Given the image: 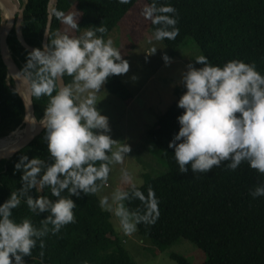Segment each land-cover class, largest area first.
Wrapping results in <instances>:
<instances>
[{"label":"clouds","instance_id":"1","mask_svg":"<svg viewBox=\"0 0 264 264\" xmlns=\"http://www.w3.org/2000/svg\"><path fill=\"white\" fill-rule=\"evenodd\" d=\"M117 2L127 4L128 0ZM175 13L171 4L158 0L145 4L142 15L155 26L154 41L175 39L179 33ZM64 21L73 29L78 27L71 16L64 17ZM105 32V27L99 25L79 35L57 34L42 48L27 53L22 71L31 97H48L38 123L44 129L51 162L21 155L15 163L14 170L21 173V186L0 203V264H26L23 258L32 256L38 241L43 249L42 237L49 232L56 234L75 221L76 204L71 197L97 193L107 184L112 165L122 164L131 150L126 141L111 137L109 119L97 108L98 94L107 80L129 71L128 60L111 38H105ZM156 51L152 47L145 53L146 58ZM162 59L166 65L171 62L166 53ZM194 60L202 67L189 63L181 74L180 83L186 91L177 107L183 112L177 117L179 130L168 144L174 148L179 172L207 173L224 162L227 169L236 170L246 162L264 175V73L254 62L239 59L222 65L209 63L204 55ZM65 77H71L70 82H62ZM120 175L128 190L114 191L111 199L116 206L114 210L109 206V210L114 211L121 229L129 235L140 223H155L158 199L151 187L145 195L127 169L121 168ZM45 188L55 199L40 194ZM32 189L37 193L35 198L30 194ZM65 192L67 195H62ZM250 195L264 196V183ZM131 198L144 205L142 214L125 207L123 202ZM22 200L30 212L47 213L39 228L27 217L13 218V209ZM99 203L105 207L107 197Z\"/></svg>","mask_w":264,"mask_h":264},{"label":"trees","instance_id":"2","mask_svg":"<svg viewBox=\"0 0 264 264\" xmlns=\"http://www.w3.org/2000/svg\"><path fill=\"white\" fill-rule=\"evenodd\" d=\"M137 1L120 4L117 0H77L76 7L80 12L77 34L100 25L105 27L103 35L106 36ZM146 1L150 3V0ZM48 3L49 0H27L22 31L26 42L35 48H42ZM158 3L171 4L176 9L179 33L173 40H163L169 48L175 49L190 36L212 64L222 65L239 59L254 62L257 70L264 73V0H158ZM70 6L69 0H58L48 43L62 32L63 17ZM1 21L0 9V25ZM150 27L154 31L155 26L150 23ZM9 48L13 60L22 70L30 51L22 46L16 35L10 38ZM64 79L68 83L71 77ZM11 84L0 61V135L12 131L24 115L23 100ZM104 85L123 100L132 98L119 75L111 76ZM185 91V88L176 91L174 101L147 130L167 162L168 171L150 175L142 185H137L145 195L151 187L159 209L155 223H140L137 231L151 240L159 253L182 240L195 244L206 254L200 264H264V196L253 198L250 195L256 186L264 183V175L249 168L246 162L236 170L227 169V162L207 173H192L191 170L180 173L178 170L174 148H169L168 144L179 130L177 117L183 109L177 107V101ZM47 102L48 97L41 98L36 108L38 120L43 116ZM21 155L37 156L51 162L44 130L13 158L0 161V203L21 186V173L14 170ZM30 194L34 198L37 195L35 189ZM40 194L55 199L47 188ZM71 198L76 204L73 209L75 221L63 226L56 234L49 232L42 237L43 249L38 241L32 256L23 258L26 264H137L115 233L110 214L100 206L97 193H81L79 197ZM124 203L130 211L139 214L144 211V205L138 199L131 198ZM46 216V212L39 215L30 212L23 200L13 209V218L27 217L37 228ZM171 257L178 264H191L177 253H172Z\"/></svg>","mask_w":264,"mask_h":264},{"label":"rangeland","instance_id":"3","mask_svg":"<svg viewBox=\"0 0 264 264\" xmlns=\"http://www.w3.org/2000/svg\"><path fill=\"white\" fill-rule=\"evenodd\" d=\"M69 2L71 6L64 17L71 16L77 22L80 18L77 0ZM145 4L146 0H138L105 36L113 40L114 46L120 49L123 58L129 62L128 73L119 77L132 93V98L123 100L110 93L104 85L98 94L100 101L97 108L109 119L111 137L126 141L131 150L122 164L112 165L107 184L97 191V195L100 200L107 197L108 203L103 208L109 212L115 233L123 240L125 248L137 264H178L171 257L172 253L186 257L191 264H200L206 259V254L195 244L182 240L159 253L151 240L138 233L137 227L133 233L126 235L114 211L109 210V206L113 210L116 206L111 199L114 191L128 187L121 181V168L129 171L137 185H142L150 175L168 171L167 162L147 130L174 101L176 91L184 88L180 80L186 66L192 63L194 67H202L194 59L204 54L192 37L187 36L175 49L166 46L163 40L152 39L151 22L142 15ZM64 33L78 35L76 29L71 28L63 19L60 34ZM152 47H156L157 51L146 58L145 53ZM164 53L171 58L167 65L162 59Z\"/></svg>","mask_w":264,"mask_h":264},{"label":"water","instance_id":"4","mask_svg":"<svg viewBox=\"0 0 264 264\" xmlns=\"http://www.w3.org/2000/svg\"><path fill=\"white\" fill-rule=\"evenodd\" d=\"M57 2L58 0H49L48 20L45 34L42 40V47L45 44H48V38L53 21V11L54 7L57 5ZM1 3L11 4L14 9V15L11 20L9 19L5 23L3 19L1 21L0 61L7 73V80L9 81V83L12 82L11 88L21 96L24 103V115L20 124L17 125L12 131H10L11 133L9 132L5 136L0 137V139L2 140V142L0 143V161H4L13 158L24 147L30 144V142H32L33 139L44 129L39 123H37L34 127H31L33 120L39 121L36 117V108L38 107V105H40L41 98L43 97L32 98L21 93L19 88L20 83L28 85V80L25 72H23L13 60L9 48V40L13 35L17 36L19 42L28 51H31L33 48H35L26 42L22 31L25 10L27 7V0H0V5ZM11 61L13 62L15 67L12 66ZM62 82L66 83L64 78H62ZM12 133L13 135L10 137Z\"/></svg>","mask_w":264,"mask_h":264},{"label":"bare ground","instance_id":"5","mask_svg":"<svg viewBox=\"0 0 264 264\" xmlns=\"http://www.w3.org/2000/svg\"><path fill=\"white\" fill-rule=\"evenodd\" d=\"M0 8H1V12H2V19L4 21V23L7 21V20H11L13 18V15H14V9H13V6L9 3H1L0 5ZM7 13V14H6ZM8 15V17H7ZM11 64L13 67H15V65L13 64V62L11 61ZM20 91L21 93H23L25 96H30L31 97V94H30V90L28 88V85H24L22 83H20ZM38 123V121L36 120H33L32 121V125L31 127H34L36 124ZM11 133V132H10ZM13 135V133L10 135V137ZM2 142V140L0 139V143Z\"/></svg>","mask_w":264,"mask_h":264},{"label":"crops","instance_id":"6","mask_svg":"<svg viewBox=\"0 0 264 264\" xmlns=\"http://www.w3.org/2000/svg\"><path fill=\"white\" fill-rule=\"evenodd\" d=\"M80 17V16H79ZM78 22V21H77Z\"/></svg>","mask_w":264,"mask_h":264}]
</instances>
